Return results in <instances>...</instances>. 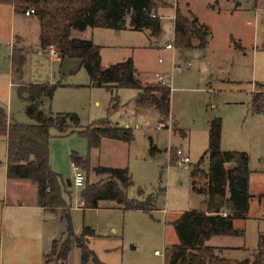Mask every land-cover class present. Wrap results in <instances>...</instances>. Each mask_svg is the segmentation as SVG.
Here are the masks:
<instances>
[{
  "label": "rangeland",
  "instance_id": "374dc122",
  "mask_svg": "<svg viewBox=\"0 0 264 264\" xmlns=\"http://www.w3.org/2000/svg\"><path fill=\"white\" fill-rule=\"evenodd\" d=\"M154 4L161 23L157 38L147 31H131L126 19L125 29L119 32L94 29L92 41L99 47L102 68L131 59L144 85H157L156 74L167 76L165 85L171 90L167 121L154 110H138V92L127 89L116 92L114 111L109 113L110 93L90 87L78 60L59 63L49 55H37L32 38L35 20L16 14L13 23L4 11L0 13V107L15 123H32L11 74L12 27L28 35L23 84L60 81L63 85L55 90L51 102L43 103L42 111L53 116L72 113L79 119L78 127L68 135L50 130L52 171L64 183L71 181L70 155L75 153L89 164L88 173L82 170L85 186L106 182L105 177L91 173L93 167L126 168L132 184L127 198L148 202L147 198L153 197L154 210L148 213L126 210L110 201L90 210L81 203L85 186L61 187V199L70 206L65 214L74 237H79L83 227L94 232L87 246L100 264H168L170 249L178 245L173 223L182 213L204 210L202 198L191 191L190 173L194 168L196 183H204L209 124L220 119V150L245 153L251 163L249 210L245 220L234 222V229L242 234L229 237L231 245L243 247L249 254L243 256L239 251L229 257L251 259L264 234V107L263 112H257L252 94L255 84L264 85V0H155ZM175 8L205 25L209 37L203 50L198 49L197 40L192 41L190 50L174 48ZM167 45L173 49H166ZM260 90L255 86V92ZM101 119L129 129L130 139H102L98 148L89 149L78 133ZM158 124L162 126L159 129ZM178 150L188 156L187 165L179 164ZM5 165V143L0 136V264H46L43 254L49 253L50 241L68 238L67 220L61 219L63 212L58 211L44 223L41 212L16 205L13 197L22 194L26 198L27 189L4 185ZM137 190L143 194L138 195ZM65 264H80V251L74 244Z\"/></svg>",
  "mask_w": 264,
  "mask_h": 264
},
{
  "label": "trees",
  "instance_id": "16d2710c",
  "mask_svg": "<svg viewBox=\"0 0 264 264\" xmlns=\"http://www.w3.org/2000/svg\"><path fill=\"white\" fill-rule=\"evenodd\" d=\"M155 0H0V6L12 7L15 14L24 15L33 10L39 22V49L47 53L54 49L60 58L76 59L89 78L90 87L104 89L110 93V106L114 109L116 92L120 89L134 90L142 94L136 100V108L154 110L162 121L169 119L170 88L163 82L153 86L144 85L137 78L131 59L102 68L99 47L91 40L71 38L72 32L87 29H109L121 31L128 27L134 32L147 31L151 38L161 32V23L156 14ZM154 16V17H152ZM209 37L205 25L183 15L177 8L173 16V46L178 51L190 50L192 41L197 40L198 49L203 50ZM26 59L24 51L13 46L10 68L16 94L25 104L24 113L31 124L9 122L6 111L0 107V136L6 143L5 176L7 180H26L37 189V205L52 213L63 212L61 219L67 220L68 238L64 242L52 241L50 251L45 255L46 263L65 264L70 247L74 244L80 251V264H100L94 253L88 249V240L94 232L83 227L79 237H74L65 214L70 209L61 199V187H65L60 176L54 173L49 163V132L54 129L59 136L72 133L79 125L75 114L53 116L42 111L44 102H51L54 92L62 87L60 81L37 85L22 82ZM258 104L257 112L263 111L261 94H253ZM260 104V106H259ZM89 149L98 148L102 139L127 142L129 129L112 125L108 119H101L81 130ZM221 122L214 118L209 124L207 155L208 167L204 183L195 180V169L190 173L191 191L202 198L203 211L190 210L182 213L173 223L178 245L170 249L168 264H264V234L259 240L256 253L251 259L229 261L218 256L217 249L205 245L214 236L237 237L242 234L234 229V222L245 220L252 196L248 192V156L241 152L220 150ZM170 157V156H169ZM71 164L81 171L89 172V164L77 154L70 155ZM172 158H170V163ZM91 173L105 177V183L86 184L80 198L83 208L97 210L99 203L110 201L126 210L148 213L153 208V197L148 202L129 200L126 192L131 187V178L126 168L113 169L93 167ZM80 188V189H82ZM137 194H143L137 190ZM64 219V220H65Z\"/></svg>",
  "mask_w": 264,
  "mask_h": 264
},
{
  "label": "crops",
  "instance_id": "0c3cea01",
  "mask_svg": "<svg viewBox=\"0 0 264 264\" xmlns=\"http://www.w3.org/2000/svg\"><path fill=\"white\" fill-rule=\"evenodd\" d=\"M4 8H6L7 10H2ZM1 11H4L3 13H5V16L8 15L10 17L11 21L13 20V23H14L15 18L17 16L14 13L12 7H9V6H0V13H1ZM22 16L25 19H27V20L32 19V18L35 20V22L33 23V34H32V38L36 42V46H37L36 47L37 48L36 54L39 55V56L48 55L47 53H45V52H43L42 50L39 49V44H38L39 43L38 42L39 22L37 21V19L34 16H29V17H26L24 15H22ZM93 31H94V29H87L84 32H72L71 33V38H73V39H79V40H91L92 41V38L94 36V32ZM10 33L11 34H10V38H9V44L12 43V47L11 48H13V46H16V45L17 46H20L21 45L20 47L24 51L25 59H27L26 50H25L26 49L25 48V45H26V43L28 41L27 32L26 31H22V32L21 31H16L14 28L11 27ZM1 34L2 33L0 32V35ZM0 37H2V35ZM52 59L54 61H56V62L59 61V63H62V61H60V58L59 57L52 58ZM78 63L80 65V62L79 61H78ZM41 84H45V83H41ZM255 86H257V87H259L260 89H263V90H260V91L255 92ZM253 89L254 90H253V93L252 94H261L262 97H263V101H264V96H263L264 95V85L255 84L254 87H253ZM95 105H97V103H95ZM110 111H114V109L111 108L110 102H109L108 112L111 113ZM6 115H7V118H8V121L9 122L10 121L11 122H14V121H12L9 118V116L7 114V111H6ZM4 143H5V139H4ZM5 159H6V143H5ZM250 165H251V163H250L249 157H248V167H250ZM256 172H258V171H256ZM258 173H261V172H258ZM5 180H6V182L4 183V185H6L7 187L12 184L16 188H21V189L25 188V189H27L26 192L28 194L26 195V198H25V195H22V194H19V195H16L15 197H13L14 202H15L16 205L22 204L23 208H28V209L35 210L37 212H41L42 213L41 215L43 216L42 218L45 219L44 220V223L48 219H50V216H52L53 214H55V213H52L51 211H46V210H43V209H41V208L38 207V205H37V189H36V187L32 183H30L29 181H26V180H17V181H15V180H7V179H5ZM70 183H71V181H70ZM249 189H250V181L248 182V192H250ZM23 191L24 190H22V192ZM228 238L229 237H227V236H214V237L210 238L208 241H206L205 245L208 246V247H211V248H214V249L219 250L218 251V256L219 257H222V258H224L226 260H229V261H242V259L241 260H239V259H233V258H231L229 256L232 253H237L239 251H241V253L243 254V256H247L249 254V252H247V250L244 249L243 247H238V245H236V246L231 245V239L229 238V240H228ZM52 241H56V240H52ZM52 241H50V242L52 243ZM88 245H89V241H88ZM50 247H51V244H50ZM256 251H257V249H256ZM2 253H3V251H2ZM254 253H256V252H254ZM45 255H47V254H45ZM45 255L43 254V259H44ZM44 263H46V262L44 261ZM49 263H54V262H49ZM49 263H46V264H49ZM55 264H58V263H55Z\"/></svg>",
  "mask_w": 264,
  "mask_h": 264
},
{
  "label": "built area",
  "instance_id": "2783aa9c",
  "mask_svg": "<svg viewBox=\"0 0 264 264\" xmlns=\"http://www.w3.org/2000/svg\"><path fill=\"white\" fill-rule=\"evenodd\" d=\"M34 12L33 10L29 9V10H26L25 13H24V16L26 17H29V16H33ZM154 17V16H152ZM166 49H173L172 48V45H167L166 46ZM47 54L49 56H51L52 58H57L58 55L56 53V51L54 49H50ZM161 61H159L160 63ZM155 79L158 81V82H163V83H167L168 82V79H167V76L166 75H158L156 74L155 75ZM162 126L161 125H158L157 126V129L161 128ZM177 156L179 157V164L181 165H187L189 163V158L186 154H184V152L182 150H178L177 151ZM84 174L83 172L76 166L73 165L72 167V178H71V186L75 189H80L83 187L84 185ZM155 254H157V252H155Z\"/></svg>",
  "mask_w": 264,
  "mask_h": 264
},
{
  "label": "water",
  "instance_id": "95a60500",
  "mask_svg": "<svg viewBox=\"0 0 264 264\" xmlns=\"http://www.w3.org/2000/svg\"><path fill=\"white\" fill-rule=\"evenodd\" d=\"M141 97H142V94L141 93H138V99H141ZM65 183H66V186L67 187H71L70 180H66Z\"/></svg>",
  "mask_w": 264,
  "mask_h": 264
}]
</instances>
